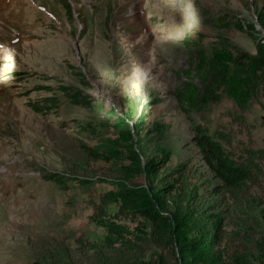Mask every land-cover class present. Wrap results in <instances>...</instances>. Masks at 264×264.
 I'll use <instances>...</instances> for the list:
<instances>
[{
	"label": "rangeland",
	"instance_id": "1",
	"mask_svg": "<svg viewBox=\"0 0 264 264\" xmlns=\"http://www.w3.org/2000/svg\"><path fill=\"white\" fill-rule=\"evenodd\" d=\"M258 12L264 0H0V264H264V178L226 186L202 144H263L264 103L236 102L213 64L254 50L230 21L264 36ZM122 186L158 219L100 202Z\"/></svg>",
	"mask_w": 264,
	"mask_h": 264
},
{
	"label": "trees",
	"instance_id": "2",
	"mask_svg": "<svg viewBox=\"0 0 264 264\" xmlns=\"http://www.w3.org/2000/svg\"><path fill=\"white\" fill-rule=\"evenodd\" d=\"M66 10L70 12L68 4H66ZM257 22L264 32L263 12L257 13ZM230 23L248 35L254 50L237 48L232 44V50L219 51L220 54L213 61L218 83L215 82V84L225 89L236 102L241 104L244 102L264 103V36L255 28L253 22L248 21L243 25L239 19H235L231 20ZM218 137L230 144L229 135L225 131H218ZM202 144L206 146L207 150V153L204 151L203 153L209 155L211 160L216 161L217 167L223 171V173H219V176L226 186H236L239 182L259 184L261 178H264V138L260 147H253L252 144L245 145L238 141L236 150L227 156L219 153V149L209 140H204ZM127 150V158L137 162L138 157L134 153L135 151ZM95 156L109 160L108 155L103 152L96 153ZM116 157L120 158L119 156ZM154 167L155 163L149 161L147 168L152 170ZM100 197L102 203H107L114 198L118 199L123 212L138 210L153 221L158 219L156 211L149 206L147 199L135 188L122 186L116 191L102 194ZM213 226V230L210 228L200 235V241L207 242L208 247L218 243L220 238L221 221L216 219ZM189 256L192 258V255Z\"/></svg>",
	"mask_w": 264,
	"mask_h": 264
}]
</instances>
